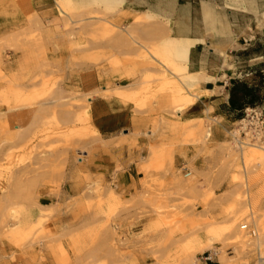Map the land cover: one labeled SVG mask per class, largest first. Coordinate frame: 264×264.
<instances>
[{"label":"rangeland","instance_id":"374dc122","mask_svg":"<svg viewBox=\"0 0 264 264\" xmlns=\"http://www.w3.org/2000/svg\"><path fill=\"white\" fill-rule=\"evenodd\" d=\"M56 1L66 15L62 27L69 32L73 64H48L41 22L29 19L25 28L10 30L0 39V264H15L18 254L34 249L49 250L56 264H201L209 244L220 264L264 261V193L255 182L257 166L249 161L246 148L248 142L264 146V136L253 138L239 121L230 140L216 147L221 158L210 175L201 181L194 173L187 177L172 165L173 145H199L206 157L213 152L205 137L209 120L181 123L177 117V109L190 99L187 91L199 80L180 68L188 50L178 58L151 52L173 75L167 76L142 48L151 51V46L133 37L138 49L133 60L143 69L138 86L84 93L76 83L82 12L90 10L89 17L95 19L90 28L100 32L90 40L123 36L107 19L122 0H89L84 5L81 0ZM231 1L232 10L251 14L247 17L253 30H264V5L258 10L251 0L247 6L243 0ZM123 47H128L127 36ZM91 53L90 61L108 58ZM108 60L104 65L124 71L129 54ZM146 67L161 73H147ZM162 92L169 95V115L160 122L154 118L153 129L162 128L161 135L169 134V141L150 148L148 165L141 166L142 191L124 196L109 179L88 171L97 148L108 147L93 130L89 101L92 95L115 96L145 109L158 102ZM122 168L117 165L116 171ZM243 224L253 226L256 236L241 229Z\"/></svg>","mask_w":264,"mask_h":264},{"label":"crops","instance_id":"0c3cea01","mask_svg":"<svg viewBox=\"0 0 264 264\" xmlns=\"http://www.w3.org/2000/svg\"><path fill=\"white\" fill-rule=\"evenodd\" d=\"M86 1L89 0H81L82 5ZM243 1H246L243 6H247L249 0ZM251 1L258 10L259 5H264V0ZM232 3L231 0H122L120 6L107 14V19L112 26L122 29L123 36L118 33L109 40L97 41L89 39L94 33L100 36V32L90 28L89 23L95 19L89 17V9L82 12L81 61L76 83L84 93H94L99 88L138 86L143 69L133 60L138 52L133 37L148 43L149 47L162 44L167 37L195 41L188 47L187 65L180 66L189 76L199 79L187 91L190 96L195 93V101L177 113V117L181 123L209 120L208 149L213 152L211 157H206L199 145L177 143L172 146V165L188 172L187 177L194 173L198 181L218 166L221 153L216 147L230 140V132L241 120L244 108L256 105L264 109V30H253L247 17L251 14L232 10L228 6ZM94 10L102 11L101 8ZM65 16L56 0H0V39L10 30L25 28L29 19L41 22L48 64H73L67 39L69 32L62 27ZM137 17L146 20L136 22ZM124 36L128 37L127 48H121ZM125 52L129 54L126 70L116 71L104 65L109 64L110 58L120 60ZM90 53L97 59L101 55L108 58L90 61ZM26 54L23 52V57ZM151 59L166 71L159 60ZM145 69L147 73H161L154 67ZM121 72L127 75L120 78ZM166 74L172 76L169 71ZM157 99L151 108L145 109L115 96L92 95L89 101L93 128L108 147L97 148L91 158L93 167L88 171L92 176L109 179L124 196L142 191L141 166L148 165L150 148L169 141V134L166 138L161 135L162 128L153 129L154 118H159L158 122L160 118H168L169 95L162 92ZM117 142L121 144L115 146ZM126 142H131V147ZM117 165H122V170L116 171ZM15 264L56 262L49 250L34 249L18 254ZM201 264H220V261L216 255L207 262L201 259Z\"/></svg>","mask_w":264,"mask_h":264},{"label":"bare ground","instance_id":"6f19581e","mask_svg":"<svg viewBox=\"0 0 264 264\" xmlns=\"http://www.w3.org/2000/svg\"><path fill=\"white\" fill-rule=\"evenodd\" d=\"M194 42L195 41H190V40H186V39H182V38L167 37L166 39L163 40L162 44L155 45L154 47H151L152 48L151 51H149L147 49L148 47L145 48V46H144L142 48H144V50L147 51V54H149L150 58H154L155 59L154 55L151 53V52H154V51L156 53H166V54L168 53L171 56L178 58V56L180 57L181 55L185 56L189 45L194 43ZM140 46H143V45L140 44ZM176 58H175V60H176ZM186 75H188V77H191V76H189L188 73H186ZM194 96H196L195 93H194ZM194 96L193 95L190 96V99L182 107L178 108L177 111L178 112L181 111L187 105H189L193 101H195L194 100L195 99ZM86 119H87V113L84 115V120H86ZM241 122L242 121H240V123ZM244 125H246V124H244ZM244 125H243L242 128H244ZM93 130H94L95 134H98V132H97V130L95 128H93ZM207 136H209V130H206L205 137H207ZM246 148H247V153H248V155L251 158V159H249V161H252L255 164V166H257V172H256L257 175H256V178H255L256 179L255 182L258 185V188H259L260 192L264 193V146H261L260 144H255V143H249L248 142V143H246ZM240 149H241V152L239 151V153L244 154V152L242 151V147H240ZM211 245L212 244L208 245V249L210 247L214 248ZM259 252H260V250H259ZM260 259H261V257H260ZM259 264H264V261H259Z\"/></svg>","mask_w":264,"mask_h":264},{"label":"built area","instance_id":"2783aa9c","mask_svg":"<svg viewBox=\"0 0 264 264\" xmlns=\"http://www.w3.org/2000/svg\"><path fill=\"white\" fill-rule=\"evenodd\" d=\"M240 121H244L246 123V130L250 131V134L253 138H255L257 135H260L261 137L264 136V109L260 107H247L244 110V117ZM183 169L185 168L183 167ZM185 174L187 175L188 172ZM241 229L246 231L251 237L256 236V230L253 226L251 227L247 224H243L241 225ZM216 255L217 251L209 249L204 251L200 258L203 261H209Z\"/></svg>","mask_w":264,"mask_h":264},{"label":"trees","instance_id":"16d2710c","mask_svg":"<svg viewBox=\"0 0 264 264\" xmlns=\"http://www.w3.org/2000/svg\"><path fill=\"white\" fill-rule=\"evenodd\" d=\"M247 107L253 108V107H257V106H256V105H252V106H247ZM247 107H246V108H247ZM244 110H245V108H244ZM244 110H243V116H242V118L244 117ZM242 118H241V119H242Z\"/></svg>","mask_w":264,"mask_h":264}]
</instances>
